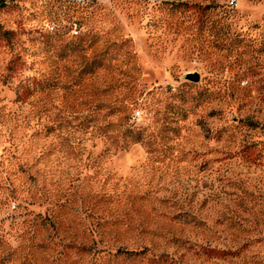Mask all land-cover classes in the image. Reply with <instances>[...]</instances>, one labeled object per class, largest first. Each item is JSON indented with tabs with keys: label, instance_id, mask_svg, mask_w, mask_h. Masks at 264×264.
Segmentation results:
<instances>
[{
	"label": "rangeland",
	"instance_id": "374dc122",
	"mask_svg": "<svg viewBox=\"0 0 264 264\" xmlns=\"http://www.w3.org/2000/svg\"><path fill=\"white\" fill-rule=\"evenodd\" d=\"M5 2L0 264H264V0Z\"/></svg>",
	"mask_w": 264,
	"mask_h": 264
},
{
	"label": "water",
	"instance_id": "95a60500",
	"mask_svg": "<svg viewBox=\"0 0 264 264\" xmlns=\"http://www.w3.org/2000/svg\"><path fill=\"white\" fill-rule=\"evenodd\" d=\"M184 77L192 82H197L199 80V75L196 72L186 73Z\"/></svg>",
	"mask_w": 264,
	"mask_h": 264
},
{
	"label": "built area",
	"instance_id": "2783aa9c",
	"mask_svg": "<svg viewBox=\"0 0 264 264\" xmlns=\"http://www.w3.org/2000/svg\"><path fill=\"white\" fill-rule=\"evenodd\" d=\"M77 32H78L77 26H76V24H73V26H72V33H73V34H77ZM139 115H140V114H139V111L137 110V111H134V112H133L132 117H133V118H138Z\"/></svg>",
	"mask_w": 264,
	"mask_h": 264
},
{
	"label": "trees",
	"instance_id": "16d2710c",
	"mask_svg": "<svg viewBox=\"0 0 264 264\" xmlns=\"http://www.w3.org/2000/svg\"><path fill=\"white\" fill-rule=\"evenodd\" d=\"M6 2L5 0H0V7L5 6Z\"/></svg>",
	"mask_w": 264,
	"mask_h": 264
}]
</instances>
